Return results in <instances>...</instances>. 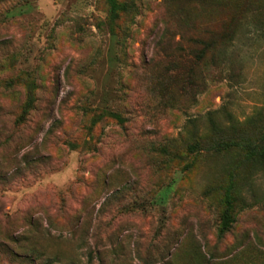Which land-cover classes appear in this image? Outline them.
<instances>
[{"label":"rangeland","instance_id":"374dc122","mask_svg":"<svg viewBox=\"0 0 264 264\" xmlns=\"http://www.w3.org/2000/svg\"><path fill=\"white\" fill-rule=\"evenodd\" d=\"M0 264H264V0H0Z\"/></svg>","mask_w":264,"mask_h":264}]
</instances>
